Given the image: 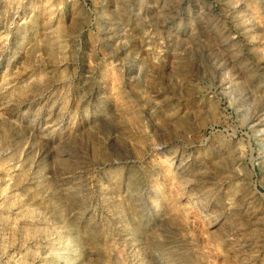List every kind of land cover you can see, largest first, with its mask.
Segmentation results:
<instances>
[{"label":"rangeland","instance_id":"rangeland-1","mask_svg":"<svg viewBox=\"0 0 264 264\" xmlns=\"http://www.w3.org/2000/svg\"><path fill=\"white\" fill-rule=\"evenodd\" d=\"M26 263L264 264V0H0V264Z\"/></svg>","mask_w":264,"mask_h":264},{"label":"bare ground","instance_id":"bare-ground-1","mask_svg":"<svg viewBox=\"0 0 264 264\" xmlns=\"http://www.w3.org/2000/svg\"><path fill=\"white\" fill-rule=\"evenodd\" d=\"M247 30V29H246ZM52 125H54V124H52ZM46 128V127H45ZM47 131L48 132H53L54 131V129L51 127V125L47 128ZM24 160V159H23ZM11 161H13V160H11ZM17 162V161H16ZM19 162V161H18ZM16 164V163H15ZM25 164H27L26 162H25ZM12 165V164H11ZM9 166V165H8ZM13 166V165H12ZM24 166V165H23ZM32 167V166H31ZM16 169V168H15ZM32 170V169H31ZM11 171H14V170H10V172ZM13 173V172H12ZM14 174V173H13ZM15 176V175H14ZM33 179V178H32ZM27 180H28V177H27ZM237 196V195H236ZM237 198V197H236ZM44 236V235H43ZM46 236V235H45ZM48 238V237H47ZM43 239H44V237H43ZM56 241V240H55ZM55 241H53V242H55ZM59 243V242H58ZM60 247H62V246H60ZM64 249V248H63ZM23 251V250H22ZM19 261V260H18ZM23 261V260H22ZM21 262V261H20ZM24 262V261H23ZM27 262V261H26ZM27 264V263H26Z\"/></svg>","mask_w":264,"mask_h":264}]
</instances>
